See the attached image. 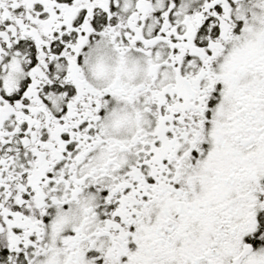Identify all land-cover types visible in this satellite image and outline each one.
I'll list each match as a JSON object with an SVG mask.
<instances>
[{"label":"snow or ice","instance_id":"6c2138e0","mask_svg":"<svg viewBox=\"0 0 264 264\" xmlns=\"http://www.w3.org/2000/svg\"><path fill=\"white\" fill-rule=\"evenodd\" d=\"M0 264H264V0H0Z\"/></svg>","mask_w":264,"mask_h":264}]
</instances>
